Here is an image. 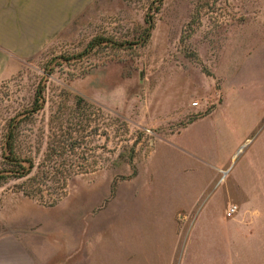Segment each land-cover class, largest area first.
Wrapping results in <instances>:
<instances>
[{
    "label": "rangeland",
    "instance_id": "obj_1",
    "mask_svg": "<svg viewBox=\"0 0 264 264\" xmlns=\"http://www.w3.org/2000/svg\"><path fill=\"white\" fill-rule=\"evenodd\" d=\"M7 54L0 168L12 124L35 167L0 187V243L29 264H264V0H91ZM228 103L217 144L201 121Z\"/></svg>",
    "mask_w": 264,
    "mask_h": 264
},
{
    "label": "crops",
    "instance_id": "obj_2",
    "mask_svg": "<svg viewBox=\"0 0 264 264\" xmlns=\"http://www.w3.org/2000/svg\"><path fill=\"white\" fill-rule=\"evenodd\" d=\"M90 2L91 0H0V75L7 67L8 52L20 56L36 52ZM237 96L238 93L230 94L227 99L233 101ZM234 108L233 104L228 103L227 108L219 110L216 118H206L205 122L202 120L201 131H209V137L216 139L217 144L225 135H234L229 130L231 122L227 117L228 113L235 115L232 111ZM217 144L215 143L216 147ZM218 156L220 157V153ZM16 251L15 243L1 242L0 264L30 263L26 255L16 256ZM222 260V255L220 258L217 255L213 264H223Z\"/></svg>",
    "mask_w": 264,
    "mask_h": 264
},
{
    "label": "trees",
    "instance_id": "obj_3",
    "mask_svg": "<svg viewBox=\"0 0 264 264\" xmlns=\"http://www.w3.org/2000/svg\"><path fill=\"white\" fill-rule=\"evenodd\" d=\"M157 2L159 4H162L163 0H157ZM153 18L154 16L152 15H148L146 18L147 26L145 28V35L143 37V41H145L148 38L147 36H150L151 34V30L153 28ZM111 42L112 40L100 36L90 43L88 50L82 52L80 54V57L86 55L92 47L102 44H108ZM119 45L124 44L121 43ZM43 89L44 86L42 85L36 91L35 101L33 106L29 110V115L39 113L45 107L46 101L45 97L43 96ZM18 135L19 134L17 132V127L15 126V124H12V128L10 127V130H8L7 135L5 136V141L2 145V167L0 168V187L4 183H7L12 179L14 180L26 178L32 173L35 167V164L32 159L27 156H23V154L18 150V147L16 145Z\"/></svg>",
    "mask_w": 264,
    "mask_h": 264
},
{
    "label": "built area",
    "instance_id": "obj_4",
    "mask_svg": "<svg viewBox=\"0 0 264 264\" xmlns=\"http://www.w3.org/2000/svg\"><path fill=\"white\" fill-rule=\"evenodd\" d=\"M196 105V104H195ZM237 210H238V206L237 205H231L229 208H228V210H227V214L229 215V216H232V215H234L236 212H237Z\"/></svg>",
    "mask_w": 264,
    "mask_h": 264
}]
</instances>
